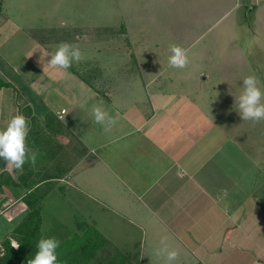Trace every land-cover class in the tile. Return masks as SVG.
<instances>
[{"label":"crops","instance_id":"crops-1","mask_svg":"<svg viewBox=\"0 0 264 264\" xmlns=\"http://www.w3.org/2000/svg\"><path fill=\"white\" fill-rule=\"evenodd\" d=\"M181 1L195 22L241 12L264 25V0ZM90 2L0 1V129L23 114L36 153L11 174L0 159V240L18 242V227L39 209L41 238L71 246L94 229L124 255L118 263L168 264L158 254L166 237L179 251L173 264H264V168L254 146L237 150L236 167L233 136L164 70L111 96L47 65L59 36L96 28ZM93 106L118 117L111 131L95 123Z\"/></svg>","mask_w":264,"mask_h":264},{"label":"rangeland","instance_id":"rangeland-1","mask_svg":"<svg viewBox=\"0 0 264 264\" xmlns=\"http://www.w3.org/2000/svg\"><path fill=\"white\" fill-rule=\"evenodd\" d=\"M93 3L87 21L96 22V28L90 23L91 28H76L57 39L79 45L82 59L73 63L77 73L93 77L98 90L106 87L105 92L114 96L136 90L140 81L160 79L164 70L163 79L188 87L193 98L201 100L203 111L213 114L218 126L233 136L236 167L241 161L237 150L254 146L264 168V121H243L235 103L248 75L254 74L264 91L263 24L248 21L241 12L235 20L228 15L218 23L219 17L195 22V12L181 0ZM112 22L117 25L103 27ZM173 44L187 50L189 63L184 69L169 66ZM148 67L153 71L146 72ZM206 76L209 82L202 84Z\"/></svg>","mask_w":264,"mask_h":264},{"label":"clouds","instance_id":"clouds-1","mask_svg":"<svg viewBox=\"0 0 264 264\" xmlns=\"http://www.w3.org/2000/svg\"><path fill=\"white\" fill-rule=\"evenodd\" d=\"M171 55L168 57L170 67L184 69L189 58L187 50L179 45L170 46ZM47 65L53 69L67 71L74 62L82 59V52L79 45L62 42L58 44L54 51L48 54ZM260 81L253 75L244 77L242 91L235 101L238 105V113L243 121H264V91H262ZM91 113L95 123L104 126L106 132L117 123L118 117L109 115L101 106H93ZM66 114V113H65ZM28 119L23 114L12 116L5 128L0 129V159L4 161V171L22 172L25 163H36V153L31 151L27 144L29 133ZM226 195V193H225ZM167 238L161 240L163 247L159 250V255H165L168 264H173L179 257L177 249H169ZM59 240L55 237L41 238L37 243V251L27 264H58L57 248ZM13 248H19L20 244L12 241Z\"/></svg>","mask_w":264,"mask_h":264},{"label":"trees","instance_id":"trees-1","mask_svg":"<svg viewBox=\"0 0 264 264\" xmlns=\"http://www.w3.org/2000/svg\"><path fill=\"white\" fill-rule=\"evenodd\" d=\"M74 73L91 82L93 77H86L83 73ZM4 83L0 81V89ZM42 217L39 209L33 210L21 223L16 232V238L20 244L18 250L12 247L10 242H6V256L0 258V264H27L37 251V243L41 238ZM109 242L96 230L85 233L84 237L76 235V239L71 246L65 242L57 248L58 264H124L118 263L124 257L116 250L111 252L108 247Z\"/></svg>","mask_w":264,"mask_h":264},{"label":"built area","instance_id":"built-area-1","mask_svg":"<svg viewBox=\"0 0 264 264\" xmlns=\"http://www.w3.org/2000/svg\"><path fill=\"white\" fill-rule=\"evenodd\" d=\"M6 253H7L6 246H5L4 242H2V240H0V258L6 256Z\"/></svg>","mask_w":264,"mask_h":264}]
</instances>
